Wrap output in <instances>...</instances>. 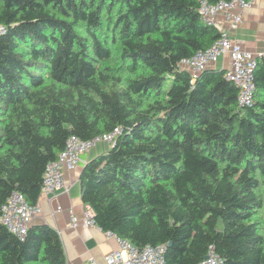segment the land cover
Returning a JSON list of instances; mask_svg holds the SVG:
<instances>
[{
    "label": "trees",
    "instance_id": "obj_1",
    "mask_svg": "<svg viewBox=\"0 0 264 264\" xmlns=\"http://www.w3.org/2000/svg\"><path fill=\"white\" fill-rule=\"evenodd\" d=\"M215 2L218 0H208ZM199 0H0V205L41 195L70 135L120 133L89 159L81 198L95 222L163 264H264V59L254 102L224 70L192 81L182 59L221 32ZM0 264H66L51 225L20 238L0 222Z\"/></svg>",
    "mask_w": 264,
    "mask_h": 264
},
{
    "label": "built area",
    "instance_id": "obj_2",
    "mask_svg": "<svg viewBox=\"0 0 264 264\" xmlns=\"http://www.w3.org/2000/svg\"><path fill=\"white\" fill-rule=\"evenodd\" d=\"M250 6V0H218L210 2L199 0L197 8L201 21L210 26L217 27V18L222 16L232 26L241 22L242 11ZM218 28V27H217ZM5 31L0 24V34ZM230 59L229 67L224 71L226 79L232 81L238 89L237 103L239 106H251L254 102V67L256 56L249 50L233 43L225 34H221L207 48L197 50L192 56L184 58L179 65L189 71L191 80L194 81L199 73L209 63L215 62L223 55ZM120 133L118 127L113 131L99 134L91 139L83 140L76 135H70L64 148L58 153L57 158L48 162L43 173L41 194H54L64 185V171L78 165L80 155L95 144L103 141L112 144ZM41 213L38 202L28 203L19 191H12L4 203L0 205V222L13 234L22 238L33 218ZM95 211L89 203L83 204V217L79 220L71 215L70 225L84 224L86 226H98L94 219ZM99 227V226H98ZM113 236L118 247L104 255L105 264H163L165 246L162 244H145L137 247L128 240L120 238L111 231H105ZM222 258L212 247L209 248L204 259L197 264H221ZM89 264H97L90 261Z\"/></svg>",
    "mask_w": 264,
    "mask_h": 264
},
{
    "label": "crops",
    "instance_id": "obj_3",
    "mask_svg": "<svg viewBox=\"0 0 264 264\" xmlns=\"http://www.w3.org/2000/svg\"><path fill=\"white\" fill-rule=\"evenodd\" d=\"M241 22L232 26L220 15L217 27L233 43L251 51L257 57L264 59V0H250V6L242 11ZM230 65L229 56L223 55L208 68L226 70ZM108 144L97 141L88 151L80 155L78 165L64 171V186L54 194L40 195L38 204L41 213L33 218L31 223L45 222L59 233L66 264H105L104 255L118 247L113 236L106 234L98 226H86L82 223L70 225L71 215L79 220L83 217V204L80 192L79 176L84 164L91 158L105 152Z\"/></svg>",
    "mask_w": 264,
    "mask_h": 264
}]
</instances>
